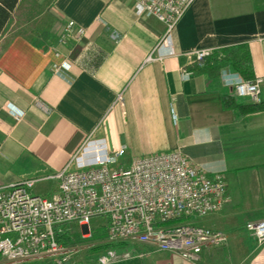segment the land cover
<instances>
[{"label": "crops", "instance_id": "0c3cea01", "mask_svg": "<svg viewBox=\"0 0 264 264\" xmlns=\"http://www.w3.org/2000/svg\"><path fill=\"white\" fill-rule=\"evenodd\" d=\"M51 6L62 27L72 19L84 38L76 54L58 45L56 55V38L40 47L41 39L16 31L0 49V186L33 179V193L50 195L57 188L52 175L87 138L100 139L109 151L124 145L119 166L179 148L206 174L225 180L222 209L193 222L226 235L228 258L211 254L213 246H204L195 261L146 245L118 246L107 264H264V242L245 228L264 217V109L240 112L221 103L229 96L249 104L232 95L241 77L221 59L223 48L245 44L252 77L264 74V0H194L163 46L164 25L135 16L130 0H51ZM193 48L213 49L217 74L187 68ZM170 49L175 53L166 54ZM62 60L70 63L69 77L54 70ZM182 70L190 76L183 78ZM117 93L121 101L114 100ZM8 103L24 115H12Z\"/></svg>", "mask_w": 264, "mask_h": 264}, {"label": "built area", "instance_id": "2783aa9c", "mask_svg": "<svg viewBox=\"0 0 264 264\" xmlns=\"http://www.w3.org/2000/svg\"><path fill=\"white\" fill-rule=\"evenodd\" d=\"M130 1L135 16H151L164 25L158 42L163 46L194 0ZM83 38L84 29L74 20H66L52 50L60 55L56 46L61 45L72 54L73 44ZM212 52V48H193L186 54L200 62ZM174 53L170 49L166 54ZM152 58L149 54L146 60ZM69 68L68 60L54 64L55 72L66 77ZM181 75L185 78L190 72L182 70ZM263 83L264 74L237 78L232 95L259 103ZM114 100L121 101V93ZM6 108L17 118L24 115L12 103ZM171 119L176 122L173 108ZM124 150L120 145L109 151L100 139H85L52 175L57 188L50 195L33 193V179L0 186V264H107L115 256L111 248L91 252L89 246L58 240L61 235L70 236L74 227L89 226L95 218L104 219L105 243L146 245L191 261L198 259L204 246L225 245V234L189 221L191 216L222 209L227 194L221 174H206L179 148L138 156L119 166ZM245 228L258 244L264 242V217L246 223ZM144 254L147 252L137 255Z\"/></svg>", "mask_w": 264, "mask_h": 264}, {"label": "rangeland", "instance_id": "374dc122", "mask_svg": "<svg viewBox=\"0 0 264 264\" xmlns=\"http://www.w3.org/2000/svg\"><path fill=\"white\" fill-rule=\"evenodd\" d=\"M62 24L52 10L51 0H20L15 14H11L10 18L5 23L0 32V49H2L9 37L16 31L26 32L31 38L41 39L38 43L43 47L46 42H50L58 37L61 32ZM45 30V31H44ZM77 44L74 48V53L78 51ZM193 216L189 221L193 222ZM197 224V223H195ZM73 233H77L84 237L83 242L76 244L89 246L88 250L99 251L105 248H113L118 246H128L130 250L140 249V244H128L125 242L105 243V227L104 219L95 218L91 220L87 227H74ZM222 246L210 247L211 254L220 255L223 259L228 258L227 252L222 249ZM224 248V247H223Z\"/></svg>", "mask_w": 264, "mask_h": 264}, {"label": "trees", "instance_id": "16d2710c", "mask_svg": "<svg viewBox=\"0 0 264 264\" xmlns=\"http://www.w3.org/2000/svg\"><path fill=\"white\" fill-rule=\"evenodd\" d=\"M18 1L19 0H0V32L10 18ZM221 54V59L226 60L242 79L252 78L250 59L245 44L223 48ZM187 68L194 72L204 71L210 75H215L218 73V60L215 56L209 55L200 62H192ZM221 103L223 107H234L240 112H252L264 109V104L261 102L249 104L234 103L233 99L229 96H222ZM58 240L66 245H73L83 242L84 237L77 233H73L70 236L61 235L58 237Z\"/></svg>", "mask_w": 264, "mask_h": 264}, {"label": "water", "instance_id": "95a60500", "mask_svg": "<svg viewBox=\"0 0 264 264\" xmlns=\"http://www.w3.org/2000/svg\"><path fill=\"white\" fill-rule=\"evenodd\" d=\"M85 228V226H83Z\"/></svg>", "mask_w": 264, "mask_h": 264}]
</instances>
